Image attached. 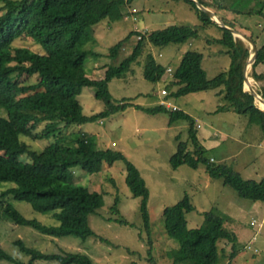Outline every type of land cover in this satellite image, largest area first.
Returning <instances> with one entry per match:
<instances>
[{
  "label": "trees",
  "instance_id": "1",
  "mask_svg": "<svg viewBox=\"0 0 264 264\" xmlns=\"http://www.w3.org/2000/svg\"><path fill=\"white\" fill-rule=\"evenodd\" d=\"M184 1L197 12L202 21L200 25L172 24L150 32H138L140 38L132 53L123 57L118 64H110L103 78L95 79L89 76L87 68L92 51L84 50L83 46L87 41H95L92 34L94 26L108 19L116 8L123 17L125 7L131 0H0V106L6 111L5 115L0 114V189L3 183H10L2 193L4 197L10 195L14 200L27 202L34 210L56 219L58 224H44L38 219L27 218L7 200L0 203L6 218L55 238L77 236L88 239L95 236L90 216L98 213L103 196L88 185L75 182L76 169L94 174L100 172L105 163L112 165L122 160L126 164L127 185L133 196L142 198L141 215L149 230L150 192L138 167L121 151L97 149L92 135L83 132L63 133L65 128L73 124L94 122L132 106L148 114H170L171 122H187L190 143L194 144V148L190 147L188 141L180 139L177 151L171 157L174 167L188 164L198 168L203 164L211 178L222 179L240 197L264 202V178H244L231 166L215 164L214 160L204 156V144L200 141L199 128L192 115L182 109L172 110L164 104L145 107L133 103V99L117 100L109 90L112 79L125 78L133 65H140L142 60L144 77L154 83L161 81L170 72L153 53L146 54L147 46L163 48L169 44H183L199 37L200 30L214 23L222 31L221 38L216 41L227 49L226 52L232 58L229 69L210 79L202 65L204 54L187 50L167 84L169 94L166 91L168 95L165 94V98L171 100L215 86L224 87L223 99L227 104L219 105L217 110H237L248 116L250 123L260 125L264 135V111L255 95L244 89L243 70L250 53V43L215 22L198 7L196 1ZM199 1L208 6L205 1ZM260 3L259 7L236 12L264 17V0ZM224 20L230 28L234 27L229 20ZM133 34L136 32L110 47L109 55L113 59ZM17 39L32 40L44 51L36 52L29 47L16 46L14 42ZM254 40L258 45L259 42ZM258 47L251 75L256 80L264 81V73L256 70L259 64L264 63V44ZM33 76L37 77V81L27 83V79ZM90 86L96 88L95 96L104 102L105 107L100 112L86 115L78 97L84 87ZM256 90L264 98V85L256 86ZM43 123L42 133L33 138H55L42 150L32 149L21 137H31ZM23 155L27 157L24 161L21 160ZM192 210L194 205L189 196H185L163 211L165 230L178 242V249L170 255L174 261L219 264L227 256L219 242L224 240L232 244L238 238L234 231L225 226L229 217L218 209H212L205 212L202 225L190 228L186 214ZM255 240L256 236L247 247L251 248ZM15 244L22 253L30 256L29 261L18 259L2 247L0 260L6 259L11 264H34L38 260L59 264H96L90 255L82 252L46 253L27 246L23 240ZM235 253L234 246L230 257Z\"/></svg>",
  "mask_w": 264,
  "mask_h": 264
},
{
  "label": "rangeland",
  "instance_id": "2",
  "mask_svg": "<svg viewBox=\"0 0 264 264\" xmlns=\"http://www.w3.org/2000/svg\"><path fill=\"white\" fill-rule=\"evenodd\" d=\"M203 1L223 22H226L219 16V13L224 12L227 7L223 3L224 0ZM236 1L229 6L233 9L241 7V5L237 7L240 1ZM219 3L223 6L218 5ZM251 6L253 5L248 2L247 7ZM259 6L256 3L252 8ZM124 13L122 17L120 10L117 8L112 10V15L110 14L108 19L92 29L95 41H87L83 46L84 50L98 54V56L92 52L89 54L87 68L91 78H103L110 64H118L123 57L132 53L140 38L138 32H150L172 24L198 26L202 23L194 8L184 0H131L127 3ZM238 18L240 20L227 17V20L234 25L231 28L253 40L259 38L261 42L258 45H263L264 40L262 41L257 32L264 30V17L240 15ZM243 18L247 19L242 20ZM222 21L221 24L219 23L221 26H223ZM135 32L136 34L129 38L118 56L113 59L109 55L110 47ZM199 33V37L183 44H169L163 48L147 46L146 54L153 53L160 63L168 67L170 74L163 76L161 81L154 83L144 77L143 69L141 70L144 63L142 60L140 65H133L132 71L125 78L112 79L109 82V90L117 100L133 99L131 100L133 103L145 107L164 104L172 110L182 109L189 113L196 119L200 141L204 144L205 157L214 160L215 164L231 166L244 178L260 180L264 176V166L260 159L247 164L244 155L250 149L260 150V142L264 144L261 126L250 123L248 116L240 114L235 109L217 110L219 105L227 104L223 99L224 87L215 86L171 100L165 98L166 93L163 91L169 90L167 84L187 50H197L204 54L202 65L210 79L229 69L232 58L226 52L227 49L216 41L222 36L221 29L210 23ZM233 33L249 42L245 37ZM14 45L29 47L36 52L44 51L32 40L17 39ZM254 56L255 52L250 47L247 61ZM252 66L253 63L248 65L246 77L249 83L244 85V89L250 92L252 91L250 87L256 90V86L264 85V81L252 77ZM256 70L264 73V63L259 64ZM36 81V76L27 79V83L30 84ZM95 93V87H84L78 97L86 115L100 112L105 107L104 102L96 98ZM0 114H6L1 106ZM170 119V114L164 112L148 114L132 106L106 118L73 124L63 130L67 135L74 132L92 135L95 137L97 149L111 148L121 151L138 167L150 192L149 230L141 215L142 198L133 196L126 182V164L119 160L112 165L105 163L103 169L94 174L78 168L73 178L75 182H81L102 193V206L97 214L90 216V224L96 232L95 236L88 239L77 236L55 238L31 226L15 224L3 215L0 208V247L23 261H29L30 256L22 253L15 244L19 240H23L29 247L46 253L64 251L86 253L96 264H193L187 260L174 261L170 255L178 249V242L167 234L163 216L166 207L189 196L194 205V210L186 214L190 228L202 225L205 212L218 209L229 217L225 226L234 231L238 237L236 243L231 244L224 240L219 242L220 248H224L227 254L219 264H228L229 261L231 264H264V202L240 197L231 186L224 184L222 179L211 178L203 164L198 168H192L188 164L174 167L171 157L177 151L180 139L188 141L191 148H194V144L190 143L191 136L187 122L185 120L171 122ZM44 126L45 123L40 124L34 130V135L22 136V140L32 149L42 150L55 138H33L42 133ZM231 135L233 138H230ZM238 136H241L243 143L237 139ZM246 144L250 147L244 150ZM237 152L240 155L236 156ZM228 155L234 156L228 158ZM26 159V155H23L21 160ZM9 185L10 183H3L0 189V203L7 200L27 218L38 219L44 224H58L56 219L34 210L27 202L14 200L10 195L4 197L2 193ZM119 220L125 223H119ZM259 229L261 230L257 233ZM254 236L256 240L249 249L247 246ZM234 246L236 253L231 258ZM0 264H11V262L2 259ZM34 264L59 263L38 260Z\"/></svg>",
  "mask_w": 264,
  "mask_h": 264
},
{
  "label": "crops",
  "instance_id": "3",
  "mask_svg": "<svg viewBox=\"0 0 264 264\" xmlns=\"http://www.w3.org/2000/svg\"><path fill=\"white\" fill-rule=\"evenodd\" d=\"M235 0H224L223 1V3L225 4V5H227V7H225V5H224V7H225V11L224 12H220L219 13V16L220 17H222V19H224V18H226L227 19V17L228 16H230V17H234V18H236V20H240V18H238V16H240V15H242V16H252V15H249V14H245V13H238V12H236V11H247V10H249L250 8H252L254 5H256V3H257V5L259 4H261L260 3V1H262V0H237V1H240L238 4L239 5H241V7H239V6H237V7H239L238 9H233L232 7H230L229 5H232V2H234ZM248 2L249 3H251L253 6H251L250 8H248L247 7V4H248ZM218 5H222L223 6V4L222 3H219ZM243 6H245V7H243ZM219 7H221V6H219ZM220 9H222V8H220ZM233 10V11H232ZM232 12H234V13H232ZM244 19H247V18H243L242 20H244ZM259 30H262V29H259ZM257 35L259 36V37H261V39H262V41L264 40V30L263 31H258L257 32ZM257 40L259 41V43L261 42V40L259 39V38H257ZM263 44V43H262ZM263 64V63H262ZM259 102V101H258ZM260 104V103H259ZM260 106H262V105H260ZM263 107V106H262ZM228 137V136H227ZM239 137V138H238ZM237 137V139L239 140V141H241V143H243V139H240L241 138V136H238ZM230 138H233V136L231 135L230 136ZM250 145H252L253 146V144H250ZM255 146V145H254ZM250 146H249V144H246V146H244L243 148H244V150L245 149H248ZM259 147H261L260 148V150H257V149H255V150H249L247 153H245V155H244V159L246 160V162H247V164H249V163H253V162H255V160H258V159H260V162L262 163V166H264V144L262 143V142H260V144H259ZM238 153V152H237ZM241 154H242V152H241ZM236 156H238V155H240L239 153L238 154H235ZM234 155H228L227 157L228 158H230V157H233ZM264 178V176H262V178L261 179H263ZM250 179H254V178H250ZM260 179V180H261ZM257 180V179H256Z\"/></svg>",
  "mask_w": 264,
  "mask_h": 264
},
{
  "label": "water",
  "instance_id": "4",
  "mask_svg": "<svg viewBox=\"0 0 264 264\" xmlns=\"http://www.w3.org/2000/svg\"><path fill=\"white\" fill-rule=\"evenodd\" d=\"M194 1H196V3H197V5H198V7L199 8H201L202 10H204L214 21H217L218 23H220L221 24V22L220 21H222L221 20V18H219L218 17V15L215 13V12H213L212 10H210L206 5H204L203 3H201L199 0H194ZM223 22V21H222ZM222 25L224 26V27H227V28H229L230 30H232L233 32H235V33H237V35H239V36H242V37H245L246 39H247V41H249L250 42V47H251V50L252 51H254L255 52V56L253 57V58H251V59H249L248 61H247V64L245 65V67H244V78H245V83H249V81H248V79H247V77H246V75H247V69H248V65L251 63H254V61H255V59H256V57H257V54H258V47H257V45H256V42L251 38V37H249V36H247V35H244L243 33H241V32H238V31H234L232 28H230L227 24H226V22H223L222 23ZM251 88V92L255 95V97H256V99L259 101V103H260V105H262L263 107H264V98L253 88V87H250ZM262 106H260V108L264 111V108L262 107Z\"/></svg>",
  "mask_w": 264,
  "mask_h": 264
},
{
  "label": "built area",
  "instance_id": "5",
  "mask_svg": "<svg viewBox=\"0 0 264 264\" xmlns=\"http://www.w3.org/2000/svg\"><path fill=\"white\" fill-rule=\"evenodd\" d=\"M163 92H164V93H166V91H165V90H164ZM249 248H250V246H249Z\"/></svg>",
  "mask_w": 264,
  "mask_h": 264
},
{
  "label": "bare ground",
  "instance_id": "6",
  "mask_svg": "<svg viewBox=\"0 0 264 264\" xmlns=\"http://www.w3.org/2000/svg\"><path fill=\"white\" fill-rule=\"evenodd\" d=\"M250 86V85H249ZM264 108V107H263Z\"/></svg>",
  "mask_w": 264,
  "mask_h": 264
}]
</instances>
